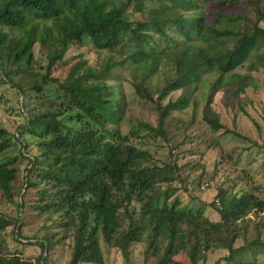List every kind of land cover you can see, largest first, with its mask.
<instances>
[{
    "label": "trees",
    "instance_id": "obj_1",
    "mask_svg": "<svg viewBox=\"0 0 264 264\" xmlns=\"http://www.w3.org/2000/svg\"><path fill=\"white\" fill-rule=\"evenodd\" d=\"M117 1L0 0V84L8 83L25 101L35 99L27 109L19 103L24 121L15 141L28 138L21 150L34 143L32 157L20 153L27 163L23 192L14 186L17 167L5 154L9 140L0 129V197L7 203L18 198L15 223L21 225L23 205L34 190L28 206L35 215L54 216L56 226L70 234L68 264H102L100 242L128 261L130 246L142 241L143 255L154 264H184L176 259L180 254L188 264L204 263L210 249L224 250L225 264H255L253 255L264 253V242L256 237L236 248L234 241L240 235L237 224L243 228L249 213H263L264 201L246 192L233 194L217 222L203 218L201 208L169 202L167 186L180 166L178 147L167 143L165 128L173 113L195 107L201 87L202 122L225 132L211 110L212 97L224 84L222 76L249 56L264 65V31L258 25L264 15L252 7L251 18L217 13L205 22L188 14L198 9L193 0H154V9H145L141 0H125L119 7ZM83 43L102 53L98 65L77 55L63 78L53 77L56 66L67 64L69 45ZM34 46L43 56V68L33 59ZM123 70L132 78L134 97L154 115L151 123L138 121L127 135L120 125L129 108L117 86ZM157 73L162 78L151 87ZM15 77L30 85L21 90L11 80ZM244 80L236 88L221 87L225 107L238 101ZM174 92L179 95L172 100ZM137 138L139 143L149 138L168 144V161L158 165L132 143ZM8 226L10 220L0 214V236ZM52 236L35 242L42 253L55 243ZM0 264L31 263L0 253ZM36 264H45L44 257Z\"/></svg>",
    "mask_w": 264,
    "mask_h": 264
},
{
    "label": "rangeland",
    "instance_id": "obj_2",
    "mask_svg": "<svg viewBox=\"0 0 264 264\" xmlns=\"http://www.w3.org/2000/svg\"><path fill=\"white\" fill-rule=\"evenodd\" d=\"M124 1L118 0L116 6L119 7ZM193 1L196 2L198 9L188 14L201 17L205 22L212 21L217 13L247 14L251 18L252 7L264 15V0H236L233 3L229 0ZM139 3L145 9L156 7L154 0H141ZM181 14L187 16L184 12ZM258 25L264 31V22H259ZM101 54L93 52L89 44H71L64 56L67 64L56 66L52 75L58 79L63 78L66 69L73 62L72 58L77 55H81V58L90 66L98 65ZM2 58L3 55L0 52V66ZM33 59L43 68L44 59L36 46L33 47ZM127 72L123 70L120 74L122 80L117 85L129 108L126 120L120 125V132L123 135L136 129L138 121L151 123L154 116L146 104L134 97L130 86L132 78H127ZM210 73L214 75L217 72L212 68ZM161 78L162 76L157 73L151 79L150 86L153 87ZM204 78L206 76H203ZM242 78L245 80L242 83L243 90L237 96L238 101L235 100L232 105L225 107V97L222 96L221 87L236 88V82H241ZM222 79L224 84L214 93L211 110L217 114L218 122L224 127L225 132L213 131L202 122L200 118L203 106V100L200 99L203 96L200 92L201 87L196 93L195 107L192 108L189 105L185 110L173 113L165 128L167 143L178 147L175 151V161L176 165L180 166L175 180L167 186L170 189L168 201H178L180 208H201L202 217L210 222L219 221L220 216L225 214V208L233 194L239 195L246 192L264 201V65L249 56L233 72L223 75ZM11 80L21 90L30 85V81L20 82L17 77ZM14 91L8 83L0 84V129L8 135L9 147L5 154L7 157L14 158L17 167L14 186L19 187L23 192L24 168L27 163L20 157V153L23 152L24 156L32 157L34 143L30 142L27 148L21 150L20 143L28 138L23 136L15 141L17 129L24 121V112L19 109V103H24L27 109L32 107L30 103H33L35 99L32 95L25 101L19 95H15ZM203 93L205 95V91ZM178 95L179 92H174L169 95V98L173 100ZM189 121L191 124L187 126ZM141 134L139 132V135L143 136ZM139 141L141 139H132V143L146 149L158 165L168 161V144L158 139L151 141L149 138L141 143ZM160 188L164 190L166 186L161 185ZM32 191L33 193L29 191L27 198L30 201L23 205L21 225L15 223L19 215V209L16 206L18 198L14 197L13 202L7 203L0 197V214L10 220V226L1 232L0 253L16 255L31 264H36L39 257H44L45 264H68L71 253L70 234L64 233L62 228L56 226L54 216L35 215L28 206L33 202L34 190ZM244 219L248 220L243 228H241L243 224H237L240 235L234 241V247L243 246L256 237L264 242V211L258 215L249 213ZM16 230L17 236L14 234ZM51 234L53 236L50 239L55 243L47 252L42 253L35 242ZM100 248L102 264H154L152 257L143 255L144 241L130 246L128 261H125L119 251L113 247L105 246L100 242ZM225 254L222 249H210L204 253V263L199 261L197 264H213L216 261L218 264H225L222 261ZM176 259L188 264L183 254L176 256ZM253 259L255 264H264V253H255Z\"/></svg>",
    "mask_w": 264,
    "mask_h": 264
}]
</instances>
